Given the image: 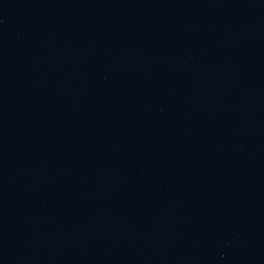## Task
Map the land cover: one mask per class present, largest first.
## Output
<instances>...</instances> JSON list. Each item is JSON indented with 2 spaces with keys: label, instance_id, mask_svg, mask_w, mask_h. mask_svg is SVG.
Listing matches in <instances>:
<instances>
[{
  "label": "water",
  "instance_id": "95a60500",
  "mask_svg": "<svg viewBox=\"0 0 264 264\" xmlns=\"http://www.w3.org/2000/svg\"><path fill=\"white\" fill-rule=\"evenodd\" d=\"M0 264H264V0H0Z\"/></svg>",
  "mask_w": 264,
  "mask_h": 264
}]
</instances>
